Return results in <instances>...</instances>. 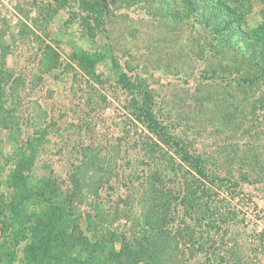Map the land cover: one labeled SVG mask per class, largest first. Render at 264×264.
Wrapping results in <instances>:
<instances>
[{
  "label": "rangeland",
  "instance_id": "rangeland-1",
  "mask_svg": "<svg viewBox=\"0 0 264 264\" xmlns=\"http://www.w3.org/2000/svg\"><path fill=\"white\" fill-rule=\"evenodd\" d=\"M100 1L113 15L108 29L94 40L80 18L81 0H63L65 8L54 17L49 11L59 5L55 0H0V62L7 57L6 68L21 80L20 139L25 144L32 140L30 152L36 153L31 176L38 182L47 180L57 198H67L75 169L95 165L102 172L85 182L100 185L97 200L110 208V221L117 218L112 227L116 234L141 229L140 201L148 199L151 185H155L166 195H179L173 201L176 223L191 225L204 247L221 245L226 260H231L233 251L238 257L246 252L250 259L260 253L264 259V175L256 183L236 176L230 184H223L216 198L196 193L190 197L194 189L190 169L181 170L173 163L172 154L162 158L156 140L148 138L151 136L144 124L133 114L132 92L119 80L122 73L143 78L154 93L156 110L165 123L173 125L172 133L179 134L182 129L193 139L197 151L217 159L232 151L236 140L228 130L219 131L220 109L211 115L202 113L195 92L205 76V66L195 65L190 58L184 65L171 59L168 48L174 44V36L163 34L158 18L149 15L146 6L137 2L129 6L128 0ZM222 1L241 15L243 30L264 24V0ZM81 50L106 52L107 58L92 68L79 61ZM213 92L223 95L219 99L225 102L227 91L216 87ZM250 95L249 104L252 98L255 101L257 91ZM244 109L246 116L241 123L248 122L250 115V106ZM262 121L250 119L254 127L250 132L259 134ZM3 137L0 135L4 143ZM11 141L8 137L1 149L8 152ZM238 141L243 142L241 138ZM260 143L264 145L263 140ZM229 164L224 160L219 171L237 172V164L235 168ZM7 174L6 168L0 171V195L9 191ZM211 201L210 209L206 208ZM230 220L237 224V230L232 240L223 242ZM83 228L86 230L85 225ZM242 247L246 249L242 251ZM23 249L21 246L16 264H24ZM204 255L187 263L208 264ZM252 259L250 263L260 264Z\"/></svg>",
  "mask_w": 264,
  "mask_h": 264
},
{
  "label": "trees",
  "instance_id": "trees-1",
  "mask_svg": "<svg viewBox=\"0 0 264 264\" xmlns=\"http://www.w3.org/2000/svg\"><path fill=\"white\" fill-rule=\"evenodd\" d=\"M62 1L55 0L59 5L49 11L52 17L65 8ZM135 2L146 6L147 13L158 18L164 35L174 36V44L168 48L171 59L177 63L182 61L184 65L190 58L195 65L205 66V76L195 92L200 97L202 113L211 115L212 111L220 109L219 131L228 130L236 143L232 151H226L217 159L197 151L193 139L184 135L182 129L179 134L172 133L173 125L165 123L156 110L157 101L146 81L122 73L119 80L132 92L133 114L144 124L151 136L148 138L156 140L154 144L163 153L162 158L172 154L180 164L172 157L173 163L181 170L190 169L194 185L190 192L192 198L195 193L216 198L223 184H230L236 176L243 182H261L264 175V145L260 143L264 141V24L250 31L243 30L241 15L222 0H128L129 6ZM81 3L83 27L95 40L104 28L108 29L113 14L100 0H81ZM77 57L82 64L95 68L107 58V53L81 50ZM6 58L0 62V135L6 136L4 143L8 137L12 141L7 152L1 149L4 143L0 140V171L6 168L9 186V191L0 195V264H16L21 246H24V264H188L189 259L203 254L208 264H252V258L264 263L260 253L250 259L246 252L238 257L233 251L229 256L231 260H226L221 245L204 247L191 225L176 223L173 201L178 200L179 195H166L155 185H151L148 199L145 198L144 203L140 201L141 229L116 234L112 227L117 218L110 221L109 207L97 200L100 185L85 182L94 176L96 179L102 172L95 165L75 169L67 198H57L47 180H34L31 175L36 153L30 152L33 141L25 144L20 139L21 80L14 78L6 68ZM216 87L227 91L226 103L219 99L223 95L213 92ZM253 90L258 96L249 104ZM249 106L248 122L241 123L246 116L244 108ZM250 119L262 121L259 134L250 132V128H254ZM237 135L240 137L236 138ZM239 138L243 142L238 141ZM246 144L248 146L242 148ZM224 160H229V166L234 168L237 164V172L219 171ZM213 202H208L206 208L210 209ZM123 216L129 220L128 215ZM232 220L225 229L223 242L232 240L234 229L237 230ZM262 248L264 253V245ZM244 249L246 247L241 250Z\"/></svg>",
  "mask_w": 264,
  "mask_h": 264
}]
</instances>
